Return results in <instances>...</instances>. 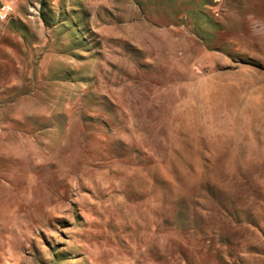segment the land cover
I'll return each mask as SVG.
<instances>
[{"label": "rangeland", "instance_id": "1", "mask_svg": "<svg viewBox=\"0 0 264 264\" xmlns=\"http://www.w3.org/2000/svg\"><path fill=\"white\" fill-rule=\"evenodd\" d=\"M0 264H264V0H0Z\"/></svg>", "mask_w": 264, "mask_h": 264}]
</instances>
